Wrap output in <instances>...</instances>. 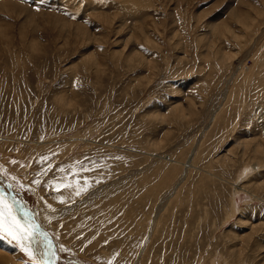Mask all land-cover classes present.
<instances>
[{
  "label": "rangeland",
  "instance_id": "obj_1",
  "mask_svg": "<svg viewBox=\"0 0 264 264\" xmlns=\"http://www.w3.org/2000/svg\"><path fill=\"white\" fill-rule=\"evenodd\" d=\"M0 178V264H264V0H0Z\"/></svg>",
  "mask_w": 264,
  "mask_h": 264
},
{
  "label": "water",
  "instance_id": "obj_2",
  "mask_svg": "<svg viewBox=\"0 0 264 264\" xmlns=\"http://www.w3.org/2000/svg\"><path fill=\"white\" fill-rule=\"evenodd\" d=\"M8 186L7 189L10 190L9 193L13 194V191L11 190L10 185L7 183ZM7 198H9V200L11 199L12 202H15V208L17 210V217L19 219V221L21 222V224L26 227V229L28 231H31L32 233L35 232L36 234L42 236L45 241L46 244L49 243L50 245V254L53 256L55 254L54 248L51 244V240L48 238L47 234L43 231V229L39 226L38 223L34 222L32 219V214L29 213V210L27 208V206L23 203L22 200H16L15 198L13 199V197L10 198V195L7 196ZM54 258V257H52ZM53 264H55L54 259L51 261Z\"/></svg>",
  "mask_w": 264,
  "mask_h": 264
},
{
  "label": "snow or ice",
  "instance_id": "obj_3",
  "mask_svg": "<svg viewBox=\"0 0 264 264\" xmlns=\"http://www.w3.org/2000/svg\"><path fill=\"white\" fill-rule=\"evenodd\" d=\"M2 205H3V197L0 196V233H2L4 231V223H3V221H4V212H3ZM13 239H16V238L13 236ZM25 239H29L28 234L27 233L21 234V238L18 241V243H19L20 247L25 250V254L27 256H29L32 259H35V256L33 255V253L31 251H28L25 248L24 243H23V241ZM31 239H35V232L32 233Z\"/></svg>",
  "mask_w": 264,
  "mask_h": 264
},
{
  "label": "bare ground",
  "instance_id": "obj_4",
  "mask_svg": "<svg viewBox=\"0 0 264 264\" xmlns=\"http://www.w3.org/2000/svg\"><path fill=\"white\" fill-rule=\"evenodd\" d=\"M0 183H2L5 187L6 186H8L7 185V183H5L1 178H0ZM10 190H8V192H9ZM236 193V192H235ZM9 195H10V198L11 197H13V194H10L9 193ZM13 199H14V197H13ZM11 200V199H10ZM13 220V219H12ZM12 223V222H11ZM14 223V222H13ZM13 225V224H12ZM6 227V226H5ZM19 232V231H18ZM31 238V237H30ZM37 241V240H36ZM31 243H32V241H31ZM53 245V244H52ZM35 246H37V245H35ZM41 246V245H40ZM39 246V247H40ZM41 252L43 253V255H42V253L40 254V253H38V254H40V260H41V262H43V263H45V264H49V260H48V256H45V249L44 248H42V246H41ZM35 253V252H34ZM37 254V256H39ZM47 255V254H46ZM50 257V256H49ZM50 259H51V257H50ZM52 260V259H51ZM53 264V263H52Z\"/></svg>",
  "mask_w": 264,
  "mask_h": 264
}]
</instances>
